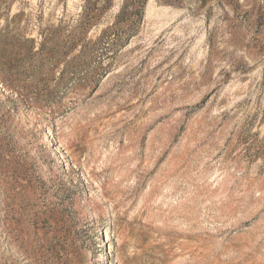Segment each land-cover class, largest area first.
<instances>
[{"label": "rangeland", "instance_id": "374dc122", "mask_svg": "<svg viewBox=\"0 0 264 264\" xmlns=\"http://www.w3.org/2000/svg\"><path fill=\"white\" fill-rule=\"evenodd\" d=\"M0 264H264V0H0Z\"/></svg>", "mask_w": 264, "mask_h": 264}]
</instances>
